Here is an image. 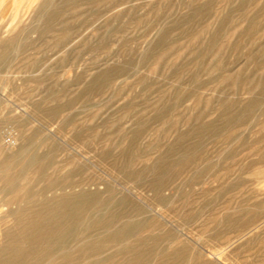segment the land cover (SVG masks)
Wrapping results in <instances>:
<instances>
[{"label":"rangeland","instance_id":"rangeland-1","mask_svg":"<svg viewBox=\"0 0 264 264\" xmlns=\"http://www.w3.org/2000/svg\"><path fill=\"white\" fill-rule=\"evenodd\" d=\"M0 151L90 198L33 264H264V0H0Z\"/></svg>","mask_w":264,"mask_h":264},{"label":"bare ground","instance_id":"bare-ground-1","mask_svg":"<svg viewBox=\"0 0 264 264\" xmlns=\"http://www.w3.org/2000/svg\"><path fill=\"white\" fill-rule=\"evenodd\" d=\"M5 142L7 145H13L11 140H5ZM26 146L30 147L29 145ZM0 155L5 157L0 161V190L1 193L9 196V200H7L6 203H20V205L25 203V206L22 207L19 205L14 210H9L8 212L9 218L13 221V229L11 228L1 232L0 242L6 245H1L0 248V264H33L29 258L33 256L35 260H39L48 251L53 250V245L55 246L57 241L63 238L64 229H66L71 222L80 220L79 216L88 204V201H90V198H88L86 194L76 197L66 195L43 198L38 203L32 202L33 192L31 186H29L30 184L24 189H19L17 182L19 178L24 176L30 179L32 176L35 177L38 175L45 179L44 169L47 168V158L45 155L26 154L28 155V159L25 157V162L20 164L15 163L11 155L4 156L1 151ZM99 206L100 205H98V207ZM99 209L104 212L105 218L98 220L97 226L100 228L108 227L111 222H113L112 220L115 219L116 214L112 206L105 208L102 204ZM136 226V223L128 220L123 224L121 230L117 229L114 234L122 238L127 237L126 235L131 234ZM111 236L114 237L113 235ZM129 245L132 247H128ZM129 245H123L122 249L131 253L132 249L142 247L138 241ZM177 253L164 254L161 259L159 261L156 260V262L152 259L153 261L151 264H179L178 260L175 261L174 258ZM154 255L155 259H157L156 253ZM140 257H142V255ZM146 257L149 258L151 256L148 255Z\"/></svg>","mask_w":264,"mask_h":264}]
</instances>
